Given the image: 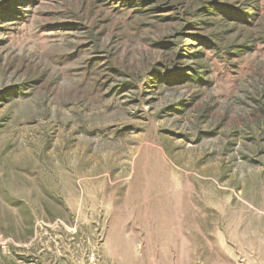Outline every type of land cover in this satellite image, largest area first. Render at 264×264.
Returning <instances> with one entry per match:
<instances>
[{"label": "rangeland", "instance_id": "1", "mask_svg": "<svg viewBox=\"0 0 264 264\" xmlns=\"http://www.w3.org/2000/svg\"><path fill=\"white\" fill-rule=\"evenodd\" d=\"M0 264H264V0H0Z\"/></svg>", "mask_w": 264, "mask_h": 264}]
</instances>
